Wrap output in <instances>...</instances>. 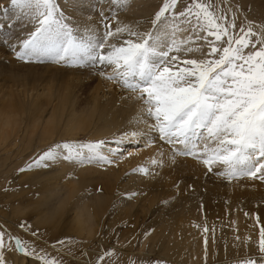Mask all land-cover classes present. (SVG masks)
<instances>
[{"label":"bare ground","instance_id":"bare-ground-1","mask_svg":"<svg viewBox=\"0 0 264 264\" xmlns=\"http://www.w3.org/2000/svg\"><path fill=\"white\" fill-rule=\"evenodd\" d=\"M6 1H3L5 5ZM141 1L131 0V7L127 5L128 10L122 11L110 8L108 3L98 4L97 0H68L71 6L68 16L73 26H79L80 32L91 26L101 36L104 28L97 25L101 23L95 13L101 8L104 12L110 10L105 13L106 17H116L111 22L112 27L120 22L139 30L151 17L150 12L136 13L135 8ZM5 23L9 26L12 22ZM5 23L0 21V27L4 29ZM172 27L165 24L152 29L159 34V44L173 38ZM28 30L30 33L33 28ZM21 33L20 37L5 35L7 43L3 40L5 36L0 38V176L20 169L30 152L54 140L74 139L79 135L88 139L114 138L102 149L111 160L109 164L91 166L93 163L86 160L50 170H28L7 183L11 188L7 193L15 192L13 198L20 199L15 203L17 208L10 211L16 219L15 232L25 237V227L35 226L40 230L50 227L44 235L49 236L52 243L45 242L42 232L40 237L26 242L45 250L53 258L62 256L79 264H93V254L100 256L103 251L95 243L102 241L93 235L103 228L108 236L112 230L116 231L111 234L115 237L120 231L119 241L128 242V237L137 236L134 242L119 248L121 255L134 252L132 246L141 240L140 249L146 248L147 252L162 258L176 259V264H200L205 238L208 258L224 263L227 260L221 262V259L228 255L222 254L225 245L230 249L242 239L259 236L260 228L264 227V181L247 176L228 179L216 174L224 170L223 165L213 164L209 172L193 156L173 157L172 148L183 151V145H169L159 138L157 131L149 129L147 125L155 122L146 115L143 102L136 98L140 93L107 80L96 69L68 66L46 57L28 62L13 58L16 54L11 45L16 44L17 38L19 41L27 38L25 34L21 37ZM174 37L179 41L185 34L176 32ZM10 39L14 44H10ZM104 73L110 75L112 69L107 68ZM132 131L137 132L136 137L124 135ZM197 143L200 145L197 151H200L203 141ZM122 148L125 151L119 154ZM20 154L27 156L13 163V158ZM153 159L162 161V166L153 165ZM139 167L147 168L148 174L134 171ZM25 187L32 189L26 194ZM23 212H26L25 217ZM126 223L128 226H124ZM56 233L63 237L54 238ZM69 240L87 241L88 244H82V258L62 250L61 246ZM93 242L101 252L85 247ZM8 246L4 251L6 263L41 264L37 258L27 257L15 251L12 245ZM127 262L120 260L118 264Z\"/></svg>","mask_w":264,"mask_h":264},{"label":"snow or ice","instance_id":"snow-or-ice-1","mask_svg":"<svg viewBox=\"0 0 264 264\" xmlns=\"http://www.w3.org/2000/svg\"><path fill=\"white\" fill-rule=\"evenodd\" d=\"M179 2L163 0L152 20L154 29L167 24L169 15L174 22L173 38L163 47L158 43L156 31H138L120 22L112 27L116 17H106L103 9L99 13L104 27L102 36L91 26L77 34L79 29L69 23L57 0H9L7 6L0 4V11L6 15L11 12L16 20L23 18L34 26L27 38L19 41L18 51L17 45H11L17 59L28 62L46 57L68 66L111 68L112 74L103 71L100 74L128 91L140 93L136 98L143 102L146 115L155 122L147 125L149 129L157 131L159 138L169 145H183V151L172 148L173 157L193 156L209 172L213 164L223 165L224 170L216 174L228 179L247 176L264 181V25L249 21L247 27L241 26L237 32L235 18L228 20L218 14L211 0H191L177 12ZM97 3L123 10L129 0H97ZM180 24L188 27L180 29ZM178 30L190 35L177 41L174 34ZM201 33L214 37L206 54L196 45L197 40L205 39ZM198 52V58H190V54ZM217 55L219 58H209ZM124 135L136 137L137 132ZM199 140L203 141V147L197 151ZM104 144L103 140L56 144L28 168L56 161L61 155L69 161L109 164L111 160L102 153ZM151 163L163 164L156 159ZM134 171L148 174L144 167ZM207 231L205 228L204 232ZM6 235L0 229V264H6L2 251ZM8 239L15 241V251L35 256L41 264H59L18 238L9 235ZM204 243L207 256V238ZM258 251L259 257H250L241 264H264V227L260 228ZM111 255V251L106 252L97 264Z\"/></svg>","mask_w":264,"mask_h":264},{"label":"rangeland","instance_id":"rangeland-1","mask_svg":"<svg viewBox=\"0 0 264 264\" xmlns=\"http://www.w3.org/2000/svg\"><path fill=\"white\" fill-rule=\"evenodd\" d=\"M3 1L4 0L0 1V4L5 5V2L3 3ZM6 2H7V4H9V0H7ZM211 2L217 6L218 14H223L226 17V19H228V20H231L233 17L235 18L236 31L237 32H238V30H239V28L241 26L247 27V23L249 21L254 22L256 25H264V0H211ZM57 3L63 9V11L65 12L66 16L69 17V23L73 25L72 20H70L71 16H68L71 13V9H70L71 6H69L70 3H68V0H57ZM131 3H132L131 0H129V4H128L129 8L131 7ZM190 3H191V0H180V2L177 4V7H176L175 11L178 12V11L183 10ZM162 4H163V0H151V1L150 0H142L141 1V3L138 5V7L135 8L136 10L138 9L136 11V13H142L143 12L144 15H145V14H148L150 12L151 13V15H150L151 17L149 18V20H146V21H150V22L146 23V25L144 27H140L138 31H149V30L153 29L152 20L154 19L155 13L157 11H159V9L162 6ZM145 7H147V8H145ZM126 8H124L122 11L126 10ZM118 9H120V8H118ZM97 10H95V13L99 17V22L98 23H101V16L99 14L100 11H101V8L98 11ZM127 10H128V8H127ZM109 12H110V10L105 11L106 14L109 13ZM10 14H12V13L9 12L6 15L4 12L2 13V11H0V21H2V23L9 22V20L12 22L11 23L12 27L7 26L8 23L7 24L5 23L4 29L0 27V32H1L0 33V38L4 37L5 35H7L8 37H10V36L13 37L14 34H16V35L18 34V36L20 37L19 33H21V32H22L21 33V37H22V35L24 36V34L27 36L28 33H29L28 28L32 27L33 30H34V26H33L32 23H29L26 19H23V18H21L20 20H15V17H13V15H10ZM106 14H105V16H106ZM12 19H14V20H12ZM181 19H183V18H181ZM16 21H18V22H16ZM169 22H173V20H172L170 15H169V20H168L167 24H169ZM13 23H17V24H13ZM9 25H10V23H9ZM97 25H99V26L101 25L102 29L104 28L102 23L101 24H97ZM13 26H14V28H13ZM74 27H76V28L78 27L77 29H80L79 26H77V25H75ZM187 27H188V25H186V24H180V29H186ZM17 28H19V30ZM256 30L259 31V29H256ZM23 31H24V33H23ZM103 32H104V29H103ZM176 32L178 33V32H181V31L178 30ZM82 33H83L82 31L78 32V34H82ZM188 34H189V32H188ZM102 35H103V33H102ZM201 35L205 36V39H203V40H206V41L204 42V41H201V40H197L196 41V45L200 47L201 52L206 54V53H208L210 51V43L214 41V37L207 36L206 33H201ZM174 38L176 39V37H174ZM5 39H6V36L3 38V40H5ZM224 39H226V38H224ZM164 41L166 42V44L164 42V43H161L159 45L163 47V46L167 45L168 43H170L171 40H169V41L167 40L168 41L167 42L166 39H165ZM10 42H11L10 44L13 43L12 39H10ZM15 43L16 44H14V43L13 44L14 45H19V38H17ZM216 44L219 45L220 42H216ZM171 54H176V53H170V55ZM181 55H183V54H181ZM14 56H13V58H17L16 56L15 57ZM199 56H200V53L198 52L196 54L194 53V55L191 54L190 58H198ZM209 58H219V56L217 55L215 57H209ZM15 60H17V59H15ZM39 60L40 59H38L37 61H39ZM89 66H91V65H86L84 67L92 68L93 70L96 69L95 71L97 73L98 72L100 73L101 71L104 72L107 69V68H100V70H98L97 68H99V66L98 67H93V66L89 67ZM113 139H114L113 137L101 138V139H88L87 136L79 135L78 137H76L74 139H62V140H57V141L54 140L52 143L47 144L45 146H42V147L36 149L35 152H30V154L27 157V159L23 161L22 167H20V169L14 170V171L10 172L9 174L4 175V177L0 176V216H1L0 217V229L4 230L7 233V235L5 236V247L2 250L3 251V255H5V252L8 250V248L6 250V247L8 246V244H9V246L12 245L15 248V241L14 240H9L8 239L9 235L11 237H15V238L20 239L22 244L26 243L27 245H32L31 243H29V241L26 242V240L29 239V238H32V237H37L38 238V237H40L41 232L44 235V233L46 232V228H48V229L50 228V227H42L41 230H40L38 227H35V226L34 227H25L24 228L26 230V236L25 237H22L18 233L15 232V230L13 228V224H14L16 219L14 218V215L12 213H10V211L12 209H16L17 208V205L15 203L19 202L20 199H14L13 198L15 192L14 193H10V194L7 193L8 189L11 190V188L8 187L9 186L8 184L13 182V181H15L16 178H20V175L24 174L23 172H27L28 170H31V171H33V170H45V169L46 170H50L51 167L55 168L56 166H63V165L66 166L67 165L66 163H68V166H72L73 164H77V163L80 162L78 160H74V161L65 160V159H63V155H61L56 161L44 162L39 167L28 168L29 164H31L35 159H37L40 155H42L43 152H45L50 147H52V146H54L56 144H60V143H64V142L87 143V142H94V141L103 140V141H105V144H104V147H105L106 144L110 143ZM126 147L127 146H123L124 149ZM124 149L118 151L119 154L121 152H124L125 151ZM58 151L62 152V150H58ZM24 154H20V157L16 156V158H13V160H12L13 163H19L22 158L27 156V154L26 155H24ZM69 162H70V164H69ZM59 163H60V165H59ZM91 163H93V164H91ZM91 163H89V164H91V166L92 165L96 166V164H97L96 161L91 162ZM1 165L3 166L4 164H1ZM97 165H100V164H97ZM21 169H24V171H21ZM261 183H263V182H261ZM17 184H19V182H17ZM17 184H15L16 187H17ZM15 186L13 187L14 190L16 188ZM31 189H32L31 187H25L24 192L27 194ZM10 190H8V191L10 192ZM22 215L25 217L26 216V212H23ZM11 224H12V226H9ZM124 226H128V223L124 224ZM117 227L119 229H121L120 225L117 226ZM117 227H116V229H117ZM101 229H102L101 232L96 231V233H94L93 236H94V238L97 237V238L101 239V240L99 239V241L100 242L102 241V243H97V242H95V243L100 245V247L103 248V251L101 252V249L98 246H96L94 242L92 244H90V245L85 246V247H88V249H91L93 247L94 251L101 252L100 256H103L106 252H109V251H111L113 253V255H111V256H104V259L102 261H99V264H118V263H120V260H122V261L123 260L124 261L128 260L127 264H130V262H132V261H134L135 264H176V263H174V262L177 261L176 259H168V258L166 259L165 257L162 258L161 256H158L157 254L154 255L155 253L153 254V252H151V251L147 252L146 248H144L145 250H143V248L140 249L141 240L139 242L135 243L132 246L134 252H132L130 254L121 255L122 252H120L119 248H124V246L126 247L127 246L126 244L128 242H130V243L134 242L136 240L137 236H135V238L134 237L133 238H129L128 237L126 239V241H128L130 239L128 242H125V241H122V240L119 241V240H117V237L119 236L120 231H119V233L116 234V237H115V236H112L111 234H113L116 231L112 230L110 232V234H109L110 236H108V235H105V233L103 232L104 229L103 228H101ZM34 233H35V235H34ZM44 236H46V235H44ZM56 237H58V238L63 237V234L56 233V234H54V238H56ZM97 238H95V239H97ZM92 239H93V237H92ZM45 242L46 243H52V239L49 236H46V241ZM120 242L121 243L123 242V243L120 244ZM258 242H259V236L258 237L251 236V237L246 238L244 240L242 239V241H238V243L234 247H231L230 249H228L226 247V245H225L223 247V249H222V254L225 253V254H228L229 256L226 255V256L222 257L221 262H223L224 260H227V262H224V263L215 262L216 259L210 260L208 258L210 253H208V251H207L208 254H207V257H206L205 256V251H204V252L201 253V256H200L201 257L200 258V264H241V262L243 260H246V259H248L250 257H259L260 256V253L258 251ZM62 244H64V243H62ZM82 244L86 245L88 243H87V241H82V240H76V241L75 240L74 241L73 240H69L63 246H61V248H62V250L65 253H68V254L70 253L71 255L75 256L76 258H79V257L82 258L83 256L80 253L82 248H83ZM105 244H107L108 246L105 245ZM109 246H113L114 249L110 248ZM34 248L36 249L38 247L34 246ZM27 250L28 249L25 248V251H27ZM230 250H232V251H230ZM36 251L40 255H44L46 253L45 250H43L41 248L36 249ZM118 251H119V253H118ZM137 251H139V252H137ZM20 253L24 254L23 252H20ZM76 253H80V254H76ZM149 253H152V255L149 254ZM230 253H231V255H230ZM46 254L49 257L53 258V256L50 255L49 253H46ZM95 254H93L95 256V259H93V261H94L93 264H97L98 258L100 257L99 255H97V254L95 255ZM121 256H123V259L121 258ZM27 257L33 258L35 256H27ZM55 257L56 256H54L53 259L58 261L59 264H79L75 260H72V259H68L67 260V259L63 258L62 256L61 257H56V258ZM205 260H207V261H205ZM37 261H39V260L37 259ZM213 261H214V263H212ZM192 263L193 264H199V262H191V263L188 262V264H192ZM6 264H9V263H6Z\"/></svg>","mask_w":264,"mask_h":264},{"label":"crops","instance_id":"crops-1","mask_svg":"<svg viewBox=\"0 0 264 264\" xmlns=\"http://www.w3.org/2000/svg\"><path fill=\"white\" fill-rule=\"evenodd\" d=\"M173 23H174V22H169L170 25H173ZM180 31H181V32H184L185 37L188 36V35L190 34V33L188 34V32L183 31V30H180ZM201 41H204V42H205L206 40H201Z\"/></svg>","mask_w":264,"mask_h":264}]
</instances>
